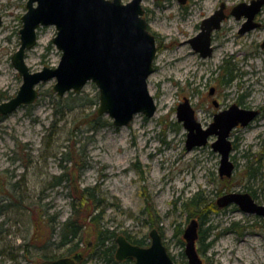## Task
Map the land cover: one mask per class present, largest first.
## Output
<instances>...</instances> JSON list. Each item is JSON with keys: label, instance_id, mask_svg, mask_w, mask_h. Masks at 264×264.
<instances>
[{"label": "rangeland", "instance_id": "obj_1", "mask_svg": "<svg viewBox=\"0 0 264 264\" xmlns=\"http://www.w3.org/2000/svg\"><path fill=\"white\" fill-rule=\"evenodd\" d=\"M250 1H141L157 50L147 79L157 106L150 117L139 112L128 125L115 126L111 116L97 113V85L88 81L80 92L58 97L52 88L55 77L34 85L39 91L35 102L0 115V205L8 202L16 210L0 213L4 229L0 231V264L33 263L19 255L25 243L33 255L64 252L66 247L56 244L31 246L37 232L33 213L43 209L58 231L70 216L81 219L92 211L80 201L88 199L79 196L84 188H93V198L102 202V226L139 238L152 227L160 228L177 264H188L182 234H176V226L183 229L188 220L180 205L174 207L175 201L202 190L216 204L223 194L243 191L264 204V5L255 16L260 25L243 33L239 30L246 17L230 14L233 6ZM220 3L225 4L228 16L211 34L212 54L200 56L189 39ZM26 5L27 0H0V102L15 95L23 81L12 64V54L20 46ZM37 33L36 45L25 53L32 72L57 66L61 58L52 42L55 25H40ZM223 65L230 74H225ZM185 98L203 127L215 112L231 104L260 110L247 126L230 131V158L235 165L231 177L219 176L220 154L210 144L215 136L205 146L186 149L187 130L176 113ZM248 158L255 165L262 163L259 175L249 180L244 175ZM63 174L66 180L55 185ZM217 208L199 225L200 230L209 231L206 241H211L208 249L198 251L204 264H264V217L246 213L235 204ZM38 219L46 237L49 228L44 218ZM87 224L79 250L88 251L86 242L93 245L96 238L98 227ZM54 239L60 236L55 234ZM88 255L82 264H99Z\"/></svg>", "mask_w": 264, "mask_h": 264}, {"label": "water", "instance_id": "obj_2", "mask_svg": "<svg viewBox=\"0 0 264 264\" xmlns=\"http://www.w3.org/2000/svg\"><path fill=\"white\" fill-rule=\"evenodd\" d=\"M142 0H27L26 13L21 16L18 50L12 54V64L23 81L20 89L8 100L0 102V114L6 115L21 105H29L38 99L39 91L34 85L56 78L52 85L58 97L67 91L80 92L84 84L92 81L99 88L97 113L108 114L115 126L128 125L134 114L146 117L154 115L156 103L148 90V76L154 69L157 53L156 39L143 18ZM184 3L186 0H180ZM264 0H251L232 7L230 14L237 19L246 17L240 33L259 24L255 16L261 11ZM228 15L225 4L200 22V31L190 37L192 48L200 56H210L213 51L211 33L220 29ZM2 20L0 16V26ZM53 24L56 35L52 38L61 58L57 66H45L41 71H30L25 53L36 45L40 25ZM264 46V42L262 43ZM177 119L187 130V150L205 146L210 136L216 138L210 144L221 154L219 175L232 176L235 165L230 159L232 143L230 131L241 124L246 126L259 110L241 108L237 103L216 112L211 124L203 127L195 118V112L185 98L176 108ZM217 206L236 204L246 213L264 217V204H258L248 192L230 191L218 197ZM199 220L190 218L183 229L184 252L188 264H204L197 252ZM150 244H132L123 234L116 238V259H132L134 264H177L163 242L157 228L150 231ZM81 259L82 252L75 254ZM33 264H75L74 257L40 260Z\"/></svg>", "mask_w": 264, "mask_h": 264}, {"label": "trees", "instance_id": "obj_3", "mask_svg": "<svg viewBox=\"0 0 264 264\" xmlns=\"http://www.w3.org/2000/svg\"><path fill=\"white\" fill-rule=\"evenodd\" d=\"M223 67L225 68L224 70L225 74L228 75L231 73L230 69L227 68L226 65H223ZM225 74H223V76ZM226 79L230 81L231 77H228ZM253 162L254 161L249 159L248 163L246 164L244 168L246 172V174L244 175L248 178V180L249 178L258 176L260 173V169L262 168V163H258L259 161H257L258 165H255ZM65 176L66 174L59 176L60 179H58L55 182V185L61 184L60 182H62L63 179L66 180ZM92 189L93 188L91 187L84 188L78 192L80 193L79 195L80 197H83V195L88 197V199H80L82 203H85L83 205V208L86 210L91 208L92 211H90V213H88L85 216L83 215V218L81 217V219L79 218L76 219L73 216H70L68 219L60 223L59 225L60 228L58 229V231L56 230V227L53 226L51 223L52 217L50 218V216H47L43 209H37L36 210L37 212L33 213V215L36 216V218L33 219V223H32L33 224L32 226L36 227L37 232L33 233L34 235L32 236L33 237L32 241L34 242L33 244L31 243V246L38 247V245L39 246L43 245L45 248H47L46 246H48V244L50 243V245L56 244L58 247L59 246L66 247L64 252L60 253V255H70L71 253L81 251L79 250L81 247L80 244L82 240L81 233L83 230H86L85 228H87V225H88L87 223H90V224H94L95 228L98 227L97 231L95 232L96 238H95L93 245L91 244V247L88 249V251H86L83 254L80 261L76 257L77 261H79L78 264H82L83 260L85 259V255L87 254H89L88 256L90 260H92L93 258L99 264H134L131 259H124L123 261H119L116 259L114 252H115V247H116L115 239L118 236V233H116L114 229L110 230L107 227L102 226L101 220L103 218L104 213L102 212V210L99 212L102 202L96 198H93L95 196H94V192ZM177 205H180V209L187 212L186 220L189 221L190 218L194 217L199 220L200 222L199 225L208 221V214L211 211L219 209L217 208L216 204L213 201H210L208 198L205 197V195L202 193V190L196 191V193H194L191 196L186 197L185 199H182V200L180 199L179 201H175L174 207ZM94 210L98 212L91 213V212H94ZM15 211L16 210H14V206H11V204H9L8 202H7V206L2 207V205H0V213L8 212L9 214H11ZM39 217L41 219L44 218L45 224L49 228L48 229L49 231L46 237L43 235L42 228L40 229L41 220L38 219ZM47 219H50V220H47ZM209 228L210 226L206 230H209ZM198 230H199L198 239H197V244L199 246L198 251L199 249L201 251H205L206 249H208V247L211 244V241L209 242L206 241L209 236V231L207 233L204 230H200V227L198 228ZM176 231H177L176 234L178 235L182 234L183 231H182L181 225L176 226ZM121 232L122 233L124 232V234L126 235L129 241H131L132 243L134 242L138 243L140 245H145V240L146 238L149 237V234L147 233H144V235L139 238L136 236L132 237L125 230ZM55 234H58V236H60V239L58 241H55L54 239ZM180 242L182 243V245L185 244L182 239H180ZM28 243H29V240H28ZM89 251L91 252L89 253ZM55 257H57L55 254H50V253L48 254L45 252L38 253L36 255L29 253L28 255V259L31 262L38 261L39 259H49V258H55ZM31 259L35 261H32Z\"/></svg>", "mask_w": 264, "mask_h": 264}, {"label": "flooded vegetation", "instance_id": "obj_4", "mask_svg": "<svg viewBox=\"0 0 264 264\" xmlns=\"http://www.w3.org/2000/svg\"><path fill=\"white\" fill-rule=\"evenodd\" d=\"M258 23V22H257ZM259 24V23H258ZM260 25V24H259ZM254 28V27H253ZM263 42H264V40H263ZM262 42V43H263ZM262 43H261V45H262ZM262 47L264 48V46L262 45ZM213 92V90L210 92V93H212ZM258 110V109H257ZM216 113V112H215ZM215 113H214V115H215ZM259 113H260V110H259ZM213 118H214V116H213ZM212 121H213V119H212ZM212 121L209 123V124H211L212 123ZM238 125H241V124H238ZM238 125H236V126H238ZM242 126V125H241ZM234 128H236V127H234ZM211 138V137H210ZM233 144V143H232ZM196 147H198V146H196ZM6 221V220H5ZM1 224L2 223H0V226H1ZM156 227V226H155ZM155 227H152V228H155ZM151 228V229H152ZM157 228V230H158V232H160V228H158V227H156ZM6 230H8L7 228H5ZM2 230H4V229H2V228H0V231H2ZM161 234H162V236H163V233L162 232H160ZM131 242V241H130ZM135 243V242H134ZM133 243V244H134ZM138 244V243H137ZM150 244V234H149V237H148V240L145 242V245H149ZM116 245V244H115ZM145 245H142V246H145ZM26 246V247H25ZM116 247H117V245H116ZM116 247H115V249H116ZM21 249H23L22 250V253H20L19 255H21L24 259H28V255H29V248H27V243H25L24 245H21ZM77 252H75V253H71L70 255H64V256H68V257H74V259H75V264H78V262L79 261H77V258H76V256H75V254H76ZM1 255H2V252L0 253ZM18 255V256H19ZM60 256H63V255H60ZM60 256H57L58 258H60ZM10 258H12L11 257V255L9 256ZM57 257H55V258H49V259H56ZM49 259H47V260H49ZM28 261V260H27Z\"/></svg>", "mask_w": 264, "mask_h": 264}, {"label": "bare ground", "instance_id": "obj_5", "mask_svg": "<svg viewBox=\"0 0 264 264\" xmlns=\"http://www.w3.org/2000/svg\"><path fill=\"white\" fill-rule=\"evenodd\" d=\"M180 55H183L182 53Z\"/></svg>", "mask_w": 264, "mask_h": 264}]
</instances>
